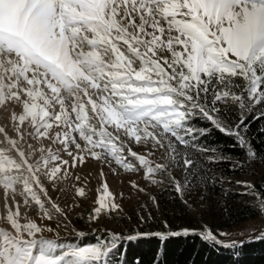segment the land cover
I'll return each mask as SVG.
<instances>
[{
	"label": "snow or ice",
	"instance_id": "6c2138e0",
	"mask_svg": "<svg viewBox=\"0 0 264 264\" xmlns=\"http://www.w3.org/2000/svg\"><path fill=\"white\" fill-rule=\"evenodd\" d=\"M254 130L264 137V0H0V264H128L126 245L152 236L219 243L207 226L143 230L157 196L130 179L147 197L130 216L105 170L189 214L193 193L234 183L264 215V190L221 172L264 165Z\"/></svg>",
	"mask_w": 264,
	"mask_h": 264
},
{
	"label": "trees",
	"instance_id": "16d2710c",
	"mask_svg": "<svg viewBox=\"0 0 264 264\" xmlns=\"http://www.w3.org/2000/svg\"><path fill=\"white\" fill-rule=\"evenodd\" d=\"M257 127L254 123L253 129ZM210 142H220L225 146L229 143L227 138L218 133L210 137ZM252 142L258 152L264 153V137L255 130ZM261 166L264 168V165ZM247 168L244 172H232L225 164L221 166V172L230 180L234 176L244 174ZM228 184L230 183L212 188L207 193L196 192L199 196L203 195L204 201L211 207L215 216L213 226L231 228L248 220L258 219L260 214L255 206V198L239 195L240 192L227 186ZM254 184L259 190H264V174ZM167 200L168 197L163 193L158 195V201L165 204V208ZM172 200L177 201L175 198ZM164 218L168 219L165 215ZM143 230L154 232L147 228ZM87 239L91 241L94 237L89 236ZM126 248L128 264H135L137 260L141 261V264H264V235L242 240L232 246L206 242L200 236L192 234L169 235L167 239L152 236L126 245Z\"/></svg>",
	"mask_w": 264,
	"mask_h": 264
},
{
	"label": "rangeland",
	"instance_id": "374dc122",
	"mask_svg": "<svg viewBox=\"0 0 264 264\" xmlns=\"http://www.w3.org/2000/svg\"><path fill=\"white\" fill-rule=\"evenodd\" d=\"M89 173L91 175L89 176L88 191L91 195L93 189L99 186L100 178L97 176L94 165L92 166L86 165L80 172L82 176L88 175ZM105 173H106V178L108 179L109 184L113 188V190L124 191L125 195L129 197V199L124 202V204H125V211L130 216H134V213L140 212L141 209L139 207V203H143L147 199V197L144 196H135V194L132 193V190L126 187L130 179H135L137 182L141 184V186H145L152 195L157 196V199L160 193H163L166 197H168L169 200H167L168 202L167 207L165 208V204L160 203V208L158 210H154L155 218L149 221L147 225H144L143 229L147 228V230H153L154 232L165 231L170 233L173 230L172 228L177 229L175 231H180L183 228H187V227H191L199 230L201 226H207L208 228L212 229L215 234H217L219 244L225 246H232L234 243L241 242L242 240H246L254 236L261 237L264 235V215H262L260 211H259L260 217L258 219L248 220L245 223H242L240 226L231 227V228H223V227L216 228L215 226H213L215 223L214 222L215 216L213 215V211L211 207L208 206L204 200L201 201L200 196L197 193H193V198L196 201H198L197 211L194 214H189L182 211V207L177 201L172 200L173 198H175L172 193L161 192L159 191V189H156L151 185H146V182L143 181L141 177L138 175L127 174L121 171L117 175L112 176L110 173L107 172V170H105ZM263 174H264V168L261 165L259 166L255 165L252 167H248L244 174L234 176L230 180L233 182L236 180H247L254 183L257 180H259L260 176ZM227 186L236 189L239 192L244 191V189L236 186L234 183H230ZM149 210L153 211V209H149ZM164 215L168 217L167 221H169V225H170L168 229H164L162 227V222L166 220V218H164ZM105 222L109 223L110 226H114V223L112 222H107V221ZM127 226L135 227L136 226L135 218L132 221H130ZM220 233H226V235H220ZM61 235L62 236L64 235L63 231L61 232Z\"/></svg>",
	"mask_w": 264,
	"mask_h": 264
}]
</instances>
